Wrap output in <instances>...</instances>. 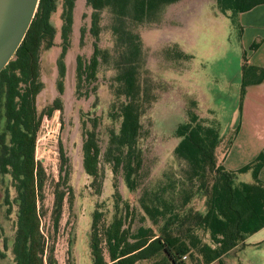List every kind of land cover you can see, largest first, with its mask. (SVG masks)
Returning <instances> with one entry per match:
<instances>
[{
	"label": "trees",
	"instance_id": "obj_1",
	"mask_svg": "<svg viewBox=\"0 0 264 264\" xmlns=\"http://www.w3.org/2000/svg\"><path fill=\"white\" fill-rule=\"evenodd\" d=\"M180 0H84L90 10L88 33L93 38L87 59L75 56L74 95L87 98L94 94L99 65L113 70L109 85L112 100L107 111L111 122L101 152L97 140L96 117L81 120V167L91 179L90 187L99 193L102 173L100 155L119 175L125 188L135 194L136 206L122 200L113 182V214L105 222L102 211L91 214L88 247L91 264H209L227 252L244 246V240L264 226V184L257 179L264 165V150L253 161L236 171L217 162L215 150L221 143L218 130L197 120L192 109L187 120L176 129L181 137L172 149L177 172L162 174L158 183L139 188L143 164L140 146L144 132L142 117L156 96L144 75L139 36L131 27L158 21L165 6ZM216 12L226 18L264 4V0H213ZM74 0H63L60 13V52L55 61V88H63V58L69 46ZM53 0H38L33 19L12 58L0 71V176L9 180L3 204L5 216L11 214L12 239L8 248L11 264H53V246L41 230L46 211L43 189L44 170L34 158L40 116L36 99L43 89L39 54L52 45L53 28L49 23ZM106 12L112 37L111 49L97 45L101 13ZM85 29L79 30L82 39ZM255 46L251 45V50ZM185 56V55H182ZM244 58V53H243ZM244 63V62H243ZM241 91L264 79V69L242 64ZM194 102H191L194 108ZM60 109V99L52 100L47 116ZM116 124V127H114ZM237 130V129H236ZM229 142V141H228ZM59 174L53 185L50 223L55 231L65 196L70 204V166L59 144ZM250 171L251 183H235V173ZM139 188V189H138ZM135 191H137L135 193ZM194 200L202 209H194ZM140 223L134 225L135 218ZM6 250V244H3ZM3 256V255H1ZM220 263V262H219Z\"/></svg>",
	"mask_w": 264,
	"mask_h": 264
},
{
	"label": "rangeland",
	"instance_id": "obj_2",
	"mask_svg": "<svg viewBox=\"0 0 264 264\" xmlns=\"http://www.w3.org/2000/svg\"><path fill=\"white\" fill-rule=\"evenodd\" d=\"M60 1L56 0L55 12L50 17V24L54 28L52 45L49 49H41L39 54L43 89L36 99L37 112L41 118L34 158L46 176L43 189L46 214L41 218L40 227L47 237V244L53 246V264H91L88 233L93 210L102 211L105 222L110 221L114 204L113 182L116 183L120 198L132 206H136L135 194L129 192L121 177L108 163L103 162L102 154L99 161L102 173L99 193L90 187L91 179L82 170L81 120L91 117L100 120L97 140L102 152L106 131L111 126L107 111L112 100L109 85L113 70L107 65H99L94 94L87 98L75 97V56L81 55L87 59L93 42L88 33L90 10L83 0H75L69 46L63 58V88L58 95L55 88V61L60 52ZM100 25L97 45L100 49H111L112 37L106 12L101 13ZM81 27L85 29L82 39L79 34ZM131 29L140 38L144 75L150 80L156 96L142 117L144 132L146 128L149 129L140 139L143 153L138 182L140 188L158 183L162 174L169 170L177 172L178 165L171 153L181 139L176 135V129L186 122L188 109L193 110L197 120L210 123L218 130L222 140L216 149L218 157L225 147H229L225 145L232 141L240 118L243 95L240 69L244 64L243 53L245 57L247 50L242 45L237 16L226 18L219 15L214 9L213 0H180L165 6L158 21ZM56 97L60 99V109L47 116V109ZM191 102H194V108ZM59 144L70 166L72 199L69 204L67 196L64 197L58 225L53 231L49 215L53 205V185L59 174ZM251 182L250 171L235 173V183ZM7 190L9 180L0 176V264H11L8 248L12 239L11 223L14 215L11 214L9 218L5 216L3 199ZM201 202L194 200V209L201 210ZM138 217L135 218V226L140 223ZM4 243L6 250L3 248ZM233 257L234 253L226 259ZM136 264L151 263L144 260Z\"/></svg>",
	"mask_w": 264,
	"mask_h": 264
},
{
	"label": "crops",
	"instance_id": "obj_3",
	"mask_svg": "<svg viewBox=\"0 0 264 264\" xmlns=\"http://www.w3.org/2000/svg\"><path fill=\"white\" fill-rule=\"evenodd\" d=\"M236 16L241 28L242 45L247 50L244 63L264 69V4ZM251 45L255 47L249 50ZM251 83L244 88L238 127L232 141L225 145L229 147L224 146L219 157L215 150L217 162L228 171H236L250 163L264 150V79L259 83ZM257 179L264 184V165ZM233 253L234 257L227 260ZM209 264H264V226L248 236L243 247L233 249L219 261Z\"/></svg>",
	"mask_w": 264,
	"mask_h": 264
},
{
	"label": "water",
	"instance_id": "obj_4",
	"mask_svg": "<svg viewBox=\"0 0 264 264\" xmlns=\"http://www.w3.org/2000/svg\"><path fill=\"white\" fill-rule=\"evenodd\" d=\"M38 0H0V71L19 47Z\"/></svg>",
	"mask_w": 264,
	"mask_h": 264
},
{
	"label": "flooded vegetation",
	"instance_id": "obj_5",
	"mask_svg": "<svg viewBox=\"0 0 264 264\" xmlns=\"http://www.w3.org/2000/svg\"><path fill=\"white\" fill-rule=\"evenodd\" d=\"M62 1L63 0H61L60 1V13H61V11H62ZM83 2H84V0H83ZM74 3H75V0H74ZM55 4H56V0H53V11L50 13V16H49V23H50V17H51V15L55 12V8H56V6H55ZM73 9H74V6H73ZM73 9H72V16H73ZM72 20H73V18H72ZM51 25V24H50ZM61 25V24H60ZM60 25H59V31H60ZM53 28V27H52ZM71 28H72V22H71ZM53 31H54V28H53ZM71 32V31H70Z\"/></svg>",
	"mask_w": 264,
	"mask_h": 264
},
{
	"label": "built area",
	"instance_id": "obj_6",
	"mask_svg": "<svg viewBox=\"0 0 264 264\" xmlns=\"http://www.w3.org/2000/svg\"><path fill=\"white\" fill-rule=\"evenodd\" d=\"M44 116H45V115H44ZM45 117H46V116H45ZM38 129H39V128H38ZM35 142H36V141H35ZM183 259L186 260V261H185L186 264H190V263H191V260L189 259V257L185 256V257H183Z\"/></svg>",
	"mask_w": 264,
	"mask_h": 264
}]
</instances>
